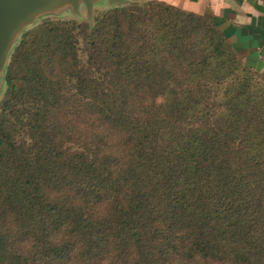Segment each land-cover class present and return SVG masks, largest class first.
Segmentation results:
<instances>
[{"label":"trees","instance_id":"trees-1","mask_svg":"<svg viewBox=\"0 0 264 264\" xmlns=\"http://www.w3.org/2000/svg\"><path fill=\"white\" fill-rule=\"evenodd\" d=\"M92 22L43 19L9 56L0 264H264V83L203 15L147 0Z\"/></svg>","mask_w":264,"mask_h":264},{"label":"rangeland","instance_id":"rangeland-1","mask_svg":"<svg viewBox=\"0 0 264 264\" xmlns=\"http://www.w3.org/2000/svg\"><path fill=\"white\" fill-rule=\"evenodd\" d=\"M147 0H127L126 2L119 4V5H110L108 4V0H95L91 4L90 11L88 12V9L84 5L83 2H78L77 4L72 2L71 0H43V3L38 6L35 10L27 14L26 16L20 18L19 20H16L12 27L10 28L9 32L7 33L6 37L3 41V49L5 51H8L9 53L7 55V60L4 63L3 71L1 72V75H3V79L0 77V100L2 98L3 92L5 90V70L7 67V63L9 61V56L15 46V44L20 40L21 35L24 31L27 29H31L38 25L43 19H50L52 21H57L59 23L61 22H68V21H74L77 24L80 23H86L89 26L92 25V20L95 16H97L98 13L105 11L106 9H110L112 7H120L122 5L127 4H141ZM166 3V2H165ZM176 7V6H175ZM178 8V7H177ZM204 18H208L204 16ZM206 27L208 29L212 28V25L208 22H206ZM76 31L74 28L73 33ZM200 38L201 41H205L206 39H209L210 35L208 36V33H201V35H195L194 38ZM58 36H50V39H52V45H55V42L57 40ZM192 38V39H194ZM75 40V49H76V62L79 63H85L86 59V43L87 40L83 35H74ZM194 43V42H193ZM12 46V47H11ZM52 49V48H49ZM238 62L240 67L249 68V70L253 74V81L254 83L262 84L264 83V66H259L257 64H251L247 62L246 60H241L238 57ZM46 71L48 73L52 72V70H49L46 68ZM57 72H60V70H56ZM55 73V71L52 72V74ZM68 83L71 85V82L68 81ZM68 85V84H67ZM155 101L157 103H161L163 101V98L161 96L156 97ZM18 119L16 118L12 122L14 123V137L16 139L21 140L22 136L25 135L26 129L20 125L19 122H17ZM69 145V144H66ZM17 252L23 251V249H27V242L24 238L23 241L18 242L16 245ZM83 252L82 250H80ZM56 255L55 253H50L49 259L52 261L53 264H81L82 262L86 264H90L91 262L88 261L85 256H79L80 260L75 263L74 260H70L67 257H61V259L57 256H51ZM19 263L25 264L23 257L21 256L18 260Z\"/></svg>","mask_w":264,"mask_h":264},{"label":"crops","instance_id":"crops-1","mask_svg":"<svg viewBox=\"0 0 264 264\" xmlns=\"http://www.w3.org/2000/svg\"><path fill=\"white\" fill-rule=\"evenodd\" d=\"M208 17L237 56L264 66V0H160Z\"/></svg>","mask_w":264,"mask_h":264},{"label":"water","instance_id":"water-1","mask_svg":"<svg viewBox=\"0 0 264 264\" xmlns=\"http://www.w3.org/2000/svg\"><path fill=\"white\" fill-rule=\"evenodd\" d=\"M74 3L83 2L88 12L91 4L95 0H71ZM127 0H108L110 5H119ZM43 3V0H0V77L3 79L1 72L4 63L7 60L8 51L3 49V41L16 20L26 16ZM12 47V46H11Z\"/></svg>","mask_w":264,"mask_h":264}]
</instances>
